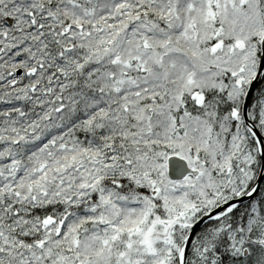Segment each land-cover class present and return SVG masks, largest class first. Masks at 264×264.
<instances>
[{
	"label": "trees",
	"instance_id": "trees-1",
	"mask_svg": "<svg viewBox=\"0 0 264 264\" xmlns=\"http://www.w3.org/2000/svg\"><path fill=\"white\" fill-rule=\"evenodd\" d=\"M61 2L63 0H56L54 5H51L49 0H39L38 6L44 12H48L54 6V15L59 21H39L38 23V29L43 26L44 31L37 30V33L39 43L44 47L48 45L47 35L49 32L52 34L53 29L54 50L49 49L47 55L39 56L42 62H38L37 76L33 79H24L13 88L8 85L5 92L0 93V101L4 103L3 114L8 115L4 118L1 127L4 131L3 136L6 137L4 139L7 140V148L3 158L0 156V264H63L57 261L62 255L65 256L61 258L62 260L69 261L75 258H86L87 254H89L88 264H165L176 249L170 251L161 242H156L151 252L144 251L139 243L131 250L132 234L138 232L139 235L147 232V228H143L141 222L147 203L154 202L155 207H160L162 211L163 200L161 206L159 200H150L155 179L158 182L156 188L161 190V197L166 194L169 196L168 202L171 199V202L179 203L172 198L173 190L169 191L165 187L166 182L163 184L162 181L157 180L150 164L152 159L157 157L156 160H160L161 156L189 153V157L185 158L188 159L191 167L203 169L204 172L206 171L205 176H209L210 183L205 184L207 191L203 195L204 198L206 195L212 196L210 197L213 201L211 208L241 196L250 189L248 185L239 186L231 180L232 178L226 181L227 173L237 167L238 154L236 150L229 148L228 142L224 144V147L215 144L216 135L221 131L225 134L227 131H246L242 121H232L230 117L236 110L241 112L244 96L256 73V56L260 38L252 39L255 26L253 17L257 11L264 14V0H245V4H242L240 0L239 2L238 0L193 1L194 4L203 3V7L204 5L215 7L216 13L221 11L225 15H227L225 3L235 10L238 6L243 21L247 20L249 26H253L250 29L252 33L247 32L244 38L250 46L249 57L254 62L253 67L252 62L249 63L248 76L245 77L242 88L236 89L232 87L235 79L230 72L233 67L230 62L232 60L230 59L232 56L229 55L230 47L227 48L231 41V33L226 36L224 33L221 35L219 40L225 43V48L222 53L214 57L209 55L207 41L198 38L195 47L185 44L187 57L196 62L201 60L202 64L209 68L210 76L212 75L213 90L206 93L207 102L211 104L207 106L210 117L205 112L198 124L195 125L192 122L186 130L173 134L172 140H167L165 144L160 139L157 140L158 137L155 134L158 131L155 134L151 132L150 135L144 132V124L137 114V110L144 108L141 103L143 97L136 96V92L151 88L157 91L162 88V85L154 79L147 83L142 78L141 72L137 78L135 75L129 77L126 73L119 71L114 64L117 51L112 50L118 39L111 32L103 33L96 38L85 36L83 43L78 42V39L77 50L79 49L83 54H79L74 59L70 54L65 56L62 51L67 47L68 40L59 39L58 33L63 26L73 22L62 20L71 19L73 13L77 16L78 9H65ZM118 2L119 0L115 3ZM132 2L134 4L127 6L124 11L129 18L132 16L134 18L138 13L154 19L163 17L155 11V6L149 5V0H132ZM141 16L139 20L144 19ZM94 22L97 21H82V25L91 29L88 26ZM216 22L220 24L219 21ZM108 26L112 25L108 24ZM27 31L24 29L22 41H28L31 44L32 31ZM237 32L238 29L235 33ZM116 33H120L119 29ZM253 37H255L254 34ZM73 42L70 41V44ZM24 53H26L25 49ZM27 53H29L28 50ZM242 55L248 60L245 53ZM143 59H146V56ZM141 84L144 85L139 88ZM33 87L36 90L31 92ZM134 87L137 88L133 89ZM136 98L139 100L137 106L135 103L129 104L128 99L132 101ZM151 98L160 99L159 96ZM184 100V102L182 100L180 114L186 119L202 116L201 111L204 110L194 108L189 98ZM127 106L131 109L125 120L120 116V108L124 110ZM134 107L135 109L132 110ZM60 109L62 111L58 113L57 110ZM250 115L264 131V81L254 96ZM110 120H113L114 124ZM205 121L211 124V131H213L214 144L211 142L208 149L202 145L198 134L199 128L203 127ZM100 125L102 126L100 133L107 138L104 139L106 142L104 147L91 134L96 132L97 126ZM194 128L197 130H193ZM17 134L20 136L18 140L20 142H16ZM152 151L156 154L155 156ZM146 152H150L148 156ZM61 178L64 180L60 185L64 196L60 201L57 199L56 185L57 180ZM50 180L52 183H49ZM95 187L99 191L98 194L94 191ZM102 189L104 193L110 191L116 193L113 199L121 206L120 212L114 213L115 223L109 226L112 228L111 234H108L101 225L100 233L102 234L99 236V242L96 241L97 244H95L99 246L96 249L95 245L91 246L88 253L83 249L84 240L87 238V232L83 230V227L86 222L93 223L96 220L100 222V218L107 215L99 214L95 219L83 216L87 215L88 207L92 208L96 202L98 203L97 199L101 196ZM54 192L56 194L52 198ZM78 193L80 195L77 198ZM91 193H93L92 196ZM178 198L181 197L176 199ZM15 201L17 204L14 203ZM126 206L130 207L129 214L137 213L139 216L129 217V214L125 212L126 209L122 208ZM21 214L28 215V219L31 218L33 224L32 227L29 222L23 223L28 227L24 235H27L30 230L35 233L29 245L25 243L20 247V250L25 253L23 258L11 251L14 248L12 242L19 233L15 231V235L11 226L13 220L20 218ZM49 216L58 220L69 216L65 221V228L70 220H72L71 224L75 225L83 219L84 225L78 227L72 234L73 239L68 238L65 241V246L60 243L52 247V242L48 241L47 232L42 229V220ZM204 235L203 239L206 242L198 243L197 247V241L194 243L193 248L197 251L192 253L189 264H259L255 263L254 254H250L246 261L236 260L231 242L236 243L238 240L240 243L250 245L253 242L262 241L264 197L262 198L260 194L255 200L237 208L234 214L228 216L222 223L210 224L205 229ZM92 237L94 238L93 235ZM180 244L181 241L176 247Z\"/></svg>",
	"mask_w": 264,
	"mask_h": 264
},
{
	"label": "rangeland",
	"instance_id": "rangeland-1",
	"mask_svg": "<svg viewBox=\"0 0 264 264\" xmlns=\"http://www.w3.org/2000/svg\"><path fill=\"white\" fill-rule=\"evenodd\" d=\"M34 1V0H33ZM56 1V0H55ZM62 1V0H61ZM102 1H106L105 3H103ZM118 0H96V6L94 7H87L88 8V12H92V16L94 17L95 21L98 22H102L101 25H98L99 28L98 30L101 31L102 33H113L114 36H117L118 42L115 46H113L114 48H112L113 51H117L116 54H118V52L120 54L116 55V57H119V61L117 64L118 65V69L120 72H127L130 71V67H131V63L133 61H138L139 64L141 65L140 67H149L154 73L150 72L149 70H147L146 72H144L142 74V78H144L147 83L151 82L154 78L155 79H159L156 77H154L155 73H158V75H163L165 76V78L171 79L174 82H177V86H175L173 88L174 91V96L176 97V99L178 98L179 102L175 101L173 103V105L177 106L179 105L180 102L185 101L184 99L186 98H190V96H192L193 99H201V92L203 91L205 88H207L209 85H211V79H210V74H206L204 73V71H206V69H197V72H195V74H193L191 77L188 75V73L193 71V68L191 66L186 67L185 62L180 64V61L176 60L177 65H175L177 68H168V63L169 61H167L166 59H160V56L158 55L159 53H162L163 51L171 54V53H175V55H177L176 53L178 51L184 50L183 47V43L187 40L190 39L192 36V32L191 30L194 28H197V25L195 23V21H198L200 23V21L202 20V13L204 11V8L202 5H200L201 3H197L194 4V0H177L175 3V9L171 8V13H168L167 11H162L161 7H154L155 11H158L163 17H158V18H150L148 16H141L140 13L136 14L133 18H129L126 14V12H124L127 9V6H124L125 3H130L131 0H119L118 3H115ZM142 1V0H141ZM234 1V0H233ZM37 2H39V0H37ZM239 2V0H238ZM132 5L134 4L133 2H131ZM166 3V2H165ZM164 4V3H163ZM238 4V3H237ZM31 6V5H30ZM120 7L121 9L118 10L117 12V16L116 15V9ZM97 8V9H96ZM225 8L227 10V21L228 23L230 22V16H232L233 18L236 19V17H239L237 20H232L234 21L233 23L224 26V31L225 32H234L237 29H239V27L241 28V25L244 26V28H241V30L236 33V37H234V40H231L227 46V48L230 47V56H232V58L230 57V62L231 65L233 66L231 69V73L232 75H236L239 74L241 68H245L246 71H248V68L250 66L249 63H251V58L249 57L250 53V46L248 45V42L245 40V35L247 32H250L251 27L253 26H249V23H247V20L242 21V16L241 14H239V9L237 6V9L235 10V8H231L229 7V5H226L225 3ZM84 9V8H82ZM168 9V8H167ZM96 10V14H94ZM115 12V13H114ZM240 15V16H239ZM114 16V17H113ZM141 16V18H144L143 20H139V17ZM104 17H106V19H104ZM84 19V17H83ZM87 21V20H86ZM119 22H123V21H128V22H123V23H118ZM29 22V23H28ZM25 22L24 25L27 28H32L35 27L33 24V22ZM204 22V21H203ZM244 22V23H243ZM72 24L74 23L71 22ZM255 26H254V30H253V34L255 37H253L252 34V39H255L256 37L262 38L263 34H264V20L259 19V20H255L254 21ZM72 24L71 27L73 26ZM108 24L112 25V26H108ZM259 25V27H258ZM201 25H199L200 27ZM70 26H64L61 29V32L63 31L64 33H66V29L67 30H71V32H73L74 28H71ZM33 29V28H32ZM119 29L120 33H116V31ZM233 29V30H232ZM169 31V33L172 35L173 32V42H168L170 41V39H168V35L166 34ZM172 31V32H171ZM203 31H199L200 35H207L206 32ZM116 33V34H114ZM155 33H160L157 36H154ZM252 33V31L250 32ZM240 34V37H237ZM140 36L142 38L145 37L146 40H144L148 45L149 43H151V45H149V48H144L145 47V42L140 45L138 42L134 41L131 39V36ZM149 38V39H147ZM213 38V37H212ZM220 39V38H219ZM68 40L72 41L71 35H68ZM149 42V43H148ZM68 44V43H66ZM77 44V43H76ZM136 44H139L138 47L136 46ZM68 47L64 48L62 53L65 56H69L68 54H70V56H73L74 58H77L78 55H82L83 52L80 51L79 49L77 50L76 48H73L72 50L71 48V44L67 45ZM195 45L192 44V47H194ZM163 47V48H162ZM253 50V48H252ZM79 51V52H76ZM246 55L247 59H245V57L242 55L244 54ZM240 54V55H239ZM238 55V56H237ZM144 56H146V59H143ZM176 57V56H175ZM142 58V61L141 59ZM157 58V60H159V64H158V68L157 69H153L152 67H154V63H155V59ZM38 60H42L41 58H38ZM163 60V63L161 64L160 61ZM212 60V59H211ZM145 61V62H144ZM175 62V61H173ZM200 63L202 64L203 62L200 60ZM196 64V63H195ZM217 64H222V63H217ZM174 66V67H175ZM186 67V68H185ZM185 68V69H184ZM192 68V69H191ZM164 71V72H163ZM171 72V73H169ZM152 73V75L150 74ZM162 73V74H161ZM133 72L130 73V76H133ZM240 77V76H239ZM154 79V80H155ZM144 84H141L139 86V88L143 87ZM177 87L180 88V90L177 89ZM137 87H134L133 89H136ZM143 90V89H142ZM165 88L162 87L160 89H158L156 91V89H150L147 91L148 94H154V92H158V91H164ZM172 93V91H171ZM146 94H142L141 97H144ZM157 95V94H156ZM186 95V96H184ZM184 96V97H183ZM143 99V98H142ZM152 99V98H151ZM149 100H147L148 102ZM157 102H159V99H156ZM135 103V102H134ZM172 105V104H171ZM128 107V108H127ZM124 110L122 109V111L120 112L122 115H125L126 117L123 118L126 120V118L128 117L129 114V109L130 107L127 106ZM149 110L152 111V113L154 112V110H152V105L147 106ZM134 108H132V110H134ZM152 113H148V116ZM154 115H156L154 113ZM164 113H162L160 116L163 117ZM138 116H140V114L138 113ZM156 124H157V129H158V133L155 134V132H152L153 134H155L158 139L157 140H161L163 142V144H165V142L167 140H172L173 138V133L174 131H177L178 126L176 125L175 121L169 118V116L164 115L162 121L159 123L157 120V117L154 118ZM185 122V120L183 121V123ZM182 123V124H183ZM175 124V125H174ZM181 126V125H180ZM181 128V127H180ZM224 132V131H223ZM221 131V134L217 136V140H216V144L219 147H224V144L226 142H228L229 144V148H233L236 150L237 155V171L239 173L238 178H236L235 176H232V171L227 173V179L230 180V178L232 177L231 180H236L237 183H240L239 186L245 187L247 186L254 174V168H255V161L252 162V160L254 159L253 156L251 155H247V157L245 155H243V151L246 154H249V149L248 146H250L247 143H244L242 140V143L240 142V140L236 139L235 135H231V134H225ZM149 132L146 134L148 135ZM151 134V133H150ZM149 134V135H150ZM199 134V133H198ZM205 135V131L200 133V138H201V142L202 145L205 146L206 148L209 147V143L208 141H204V139H209L210 138V134L207 132ZM156 136H155V141H156ZM16 142H20L18 140H20V136L17 134L16 136ZM197 139H199L197 137ZM149 139H147L148 141ZM212 142V140H210ZM21 147L23 145L20 144ZM245 149V150H244ZM215 150V149H214ZM153 152V151H152ZM151 152V153H152ZM153 156H155L156 154L153 152L152 153ZM175 155L178 156H182V157H189V153H177ZM164 157V156H163ZM247 159V161H246ZM243 163L242 165H240V163ZM241 167H243V171L241 169ZM151 168L153 169V172L156 174V176L158 177L157 180L158 181H162L163 184L166 182V186L168 187V190L172 191V187L173 184L171 182H169L168 178L166 177L164 179L163 175L166 174L168 172V164L166 163V161H162L159 164L154 163V165H151ZM162 174V175H161ZM206 174V173H205ZM231 176V177H229ZM246 177V178H245ZM209 176H205L203 175V180L202 181H198L196 183V188H191L194 187L193 181H189L184 187L190 188V189H194V190H199L200 192L197 194L198 196H200V201L197 204L194 205H189L187 204L188 201H179V203L177 204V202H171V199L168 202V195H164L163 197H161V192H158L154 195L152 192V188H151V198L150 200L156 201L157 199L160 202V206L161 203H163V208L162 211L160 209V207H155L154 202L149 201L147 203V207H146V212H144V215L142 217V224H143V228H147V232L145 233H141L138 235V232H134L135 234H132V241H131V245L132 248L131 250H133L135 248V245H137L139 243V245L143 248L144 251H147L148 248L151 250L153 249V246L156 242H161L163 243L165 248H168L169 246L179 243V235H182L181 237H183V230L185 229H189L193 219L195 218L196 214L198 212L210 209L213 201H211L210 197H212L211 195H206L204 198L205 192L207 191V186L205 184L210 183V181L208 180ZM199 180V179H198ZM57 188L56 191L57 194V199L58 200H63V194H62V188H61V184L63 183V178H61V180H57ZM151 182V181H150ZM154 183H158L155 179V181H153ZM204 182V183H202ZM49 183H52L51 180L49 181ZM158 185V184H157ZM97 194L99 193V191L96 189L94 190ZM56 192H54V194L51 196L52 198L55 197ZM203 192V193H202ZM160 193V194H159ZM101 196L99 197V199H97L98 203L96 202L95 205L92 208L88 207L87 210V215L83 216V217H90V218H96V216H98L99 214H104L107 215L106 217H101L100 218V222H86L85 226L83 227L84 231L87 232V238L84 240V244H83V249L89 253V249L91 246L95 245V242L99 240V235L97 234V230L94 229L92 230V226H101L103 224V228L105 229V231L108 234L112 233V228H109L110 225H113L115 223V214L114 213H119L120 212V208L121 206H119L115 200L113 199V196L116 195L115 192L110 191V192H105L104 193V189H102V193H100ZM80 193H78L77 198L79 197ZM93 195V193H91V196ZM125 197H129L127 195H125ZM163 200V202H162ZM15 204L16 201L14 202ZM14 203H12L13 208H14ZM123 209H126V213L131 212L130 207L126 206V208L122 207ZM171 212H170V210ZM21 210V208H20ZM102 211V212H101ZM26 211H24L25 213ZM27 213V212H26ZM143 213V212H142ZM188 213V214H187ZM139 214L134 213V214H129V217H138ZM184 217V219H183ZM143 219L145 221H143ZM167 221L168 223L166 224ZM170 221V222H169ZM24 222H29L31 223V226L33 227L31 218L28 219V215L27 216H23L21 214L20 218L18 219H14L13 220V224L11 227H13V231H17L19 232L16 235V239L12 242L13 243V249L11 250L13 252V254L17 253V255L20 258H23V254H25L23 251L20 250L21 245H25V243H28L27 245H29V243L32 242L31 238L32 236H34V232L33 230L28 231L27 235H24L26 228L28 229V227L26 225H24ZM72 220L69 221V224L67 225L64 234H62L59 238L54 237V236H49V234H47L49 236L48 241L52 242V247H55L57 244H64L65 246V241L70 238L73 239L72 234H74V232L76 231V229L80 226L84 225V220L82 219L80 223H76L75 225L71 224ZM111 222V224H109ZM44 224L46 227H52L55 224V220L54 219H46L44 221ZM71 224V225H70ZM77 224H79L77 226ZM173 227V228H172ZM175 227H177L175 233H172V231L175 229ZM58 228V226H57ZM116 230V228H115ZM181 233V234H179ZM92 234L94 236V238L92 237ZM55 235V232H54ZM138 235V236H137ZM8 242L10 240L6 239ZM17 245V246H15ZM63 246V248H64ZM95 247V246H94ZM170 250V249H169ZM89 254H87L86 258H75V259H71L69 261H64L61 258H64L65 256L62 255V257L60 259H57L58 262H63L66 264H86L88 263V259H89ZM88 257V258H87Z\"/></svg>",
	"mask_w": 264,
	"mask_h": 264
},
{
	"label": "water",
	"instance_id": "water-1",
	"mask_svg": "<svg viewBox=\"0 0 264 264\" xmlns=\"http://www.w3.org/2000/svg\"><path fill=\"white\" fill-rule=\"evenodd\" d=\"M263 72H264V40L262 43V51H261L259 70H258V73H257L254 81L252 82V84L250 86V89H249L248 94H247L246 99H245L244 109H243V116H244L246 125L253 132V134L256 136V138L260 144V147H261L262 168H261V172H260L258 181H257L256 186H255V189L252 193H249L248 195L242 197L241 199L226 203V204L220 206L218 209L211 212L209 215L203 217L193 227V229L190 233V236H189L187 243H186V246H185V258L188 254V250H189L190 244H191L194 236L196 235L198 230L206 222L213 220V219H216L219 216V214H221L225 210H228L237 204H241L247 200L252 199L256 195V193L259 191V189H260V187L264 181V139H263L262 135L259 133V131L256 129V127L252 124V122L248 118V107H249V104L251 102V99L253 97L255 90L257 89V87L259 86V84L262 80ZM190 173H192V172L188 169V166L184 160L179 159V158L170 159V161H169V175H170L172 180H181Z\"/></svg>",
	"mask_w": 264,
	"mask_h": 264
}]
</instances>
